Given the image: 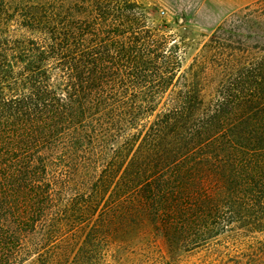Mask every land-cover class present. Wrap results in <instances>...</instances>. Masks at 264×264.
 I'll list each match as a JSON object with an SVG mask.
<instances>
[{"label":"trees","instance_id":"16d2710c","mask_svg":"<svg viewBox=\"0 0 264 264\" xmlns=\"http://www.w3.org/2000/svg\"><path fill=\"white\" fill-rule=\"evenodd\" d=\"M188 45L139 0H0V264H264V0Z\"/></svg>","mask_w":264,"mask_h":264},{"label":"rangeland","instance_id":"374dc122","mask_svg":"<svg viewBox=\"0 0 264 264\" xmlns=\"http://www.w3.org/2000/svg\"><path fill=\"white\" fill-rule=\"evenodd\" d=\"M149 10L154 24L166 21L173 30L184 36L188 42L184 68H188L202 46L215 30L229 22L235 13L259 0H139ZM264 238V235L260 236ZM225 249L200 250L182 253V264H214ZM23 264H35L31 259Z\"/></svg>","mask_w":264,"mask_h":264}]
</instances>
